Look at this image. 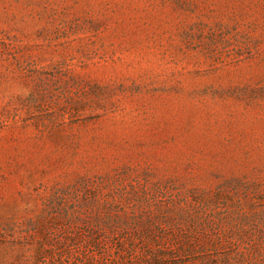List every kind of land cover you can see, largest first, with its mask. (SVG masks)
<instances>
[{
  "label": "rangeland",
  "instance_id": "obj_1",
  "mask_svg": "<svg viewBox=\"0 0 264 264\" xmlns=\"http://www.w3.org/2000/svg\"><path fill=\"white\" fill-rule=\"evenodd\" d=\"M0 264H264V0H0Z\"/></svg>",
  "mask_w": 264,
  "mask_h": 264
}]
</instances>
